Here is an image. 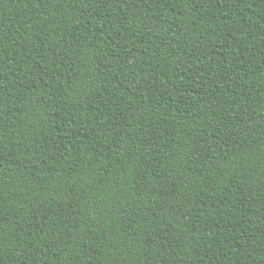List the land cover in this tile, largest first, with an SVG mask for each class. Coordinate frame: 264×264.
I'll return each instance as SVG.
<instances>
[{"label":"trees","instance_id":"obj_1","mask_svg":"<svg viewBox=\"0 0 264 264\" xmlns=\"http://www.w3.org/2000/svg\"><path fill=\"white\" fill-rule=\"evenodd\" d=\"M0 264H264V0H0Z\"/></svg>","mask_w":264,"mask_h":264}]
</instances>
